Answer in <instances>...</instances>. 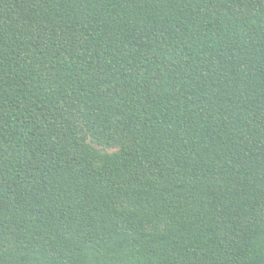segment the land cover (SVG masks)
Returning a JSON list of instances; mask_svg holds the SVG:
<instances>
[{"label": "trees", "instance_id": "obj_1", "mask_svg": "<svg viewBox=\"0 0 264 264\" xmlns=\"http://www.w3.org/2000/svg\"><path fill=\"white\" fill-rule=\"evenodd\" d=\"M0 264H264V0H0Z\"/></svg>", "mask_w": 264, "mask_h": 264}]
</instances>
